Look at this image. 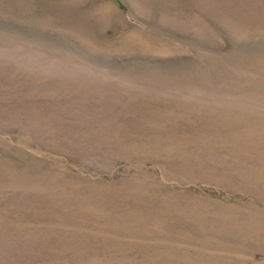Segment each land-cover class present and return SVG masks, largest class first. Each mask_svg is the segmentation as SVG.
Returning a JSON list of instances; mask_svg holds the SVG:
<instances>
[{"label":"rangeland","instance_id":"374dc122","mask_svg":"<svg viewBox=\"0 0 264 264\" xmlns=\"http://www.w3.org/2000/svg\"><path fill=\"white\" fill-rule=\"evenodd\" d=\"M0 264H264V0H0Z\"/></svg>","mask_w":264,"mask_h":264}]
</instances>
